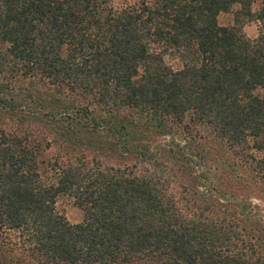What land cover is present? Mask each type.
<instances>
[{
  "label": "trees",
  "instance_id": "trees-1",
  "mask_svg": "<svg viewBox=\"0 0 264 264\" xmlns=\"http://www.w3.org/2000/svg\"><path fill=\"white\" fill-rule=\"evenodd\" d=\"M115 2L0 0V264H264V0Z\"/></svg>",
  "mask_w": 264,
  "mask_h": 264
},
{
  "label": "rangeland",
  "instance_id": "rangeland-1",
  "mask_svg": "<svg viewBox=\"0 0 264 264\" xmlns=\"http://www.w3.org/2000/svg\"><path fill=\"white\" fill-rule=\"evenodd\" d=\"M115 5H121L125 1H131V0H115ZM235 10V7H233L231 10L227 12H220L218 15V23L220 25L229 26L233 24V12ZM257 26L254 22L247 23L243 30L245 33L249 36H253L256 33ZM205 135V133L203 134ZM214 150H219L217 147H213ZM56 208L59 212L65 215L66 219L71 223H76L81 221L83 217V212L77 208L69 199L66 198H60L56 204ZM247 230L250 232L252 225L251 222H245Z\"/></svg>",
  "mask_w": 264,
  "mask_h": 264
}]
</instances>
